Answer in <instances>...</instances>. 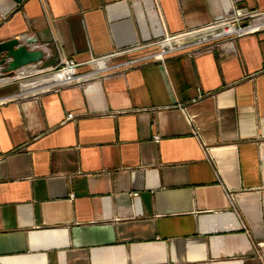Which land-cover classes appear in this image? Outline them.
<instances>
[{"label": "crops", "instance_id": "crops-1", "mask_svg": "<svg viewBox=\"0 0 264 264\" xmlns=\"http://www.w3.org/2000/svg\"><path fill=\"white\" fill-rule=\"evenodd\" d=\"M231 3L264 12L0 0V42L44 55L0 68V264H264V29L163 62L126 64L155 46L110 56L70 86L35 78L206 27Z\"/></svg>", "mask_w": 264, "mask_h": 264}, {"label": "built area", "instance_id": "built-area-1", "mask_svg": "<svg viewBox=\"0 0 264 264\" xmlns=\"http://www.w3.org/2000/svg\"><path fill=\"white\" fill-rule=\"evenodd\" d=\"M264 29V12L259 11H249L241 9L236 3H231L229 9L225 16L214 21L210 25L186 31L178 34H165L162 39L154 43L147 45L134 46L129 49L118 51L102 58H92L86 63H76L73 60L62 59L60 65L54 69H51L50 72L56 73L63 70H69V77L64 81L54 83L51 86L59 88L62 86H70L77 83L83 76L77 73V70L85 64H99L102 63L105 58L110 56H116L126 53H132L140 49H147L151 46L156 47V52L147 57H143L137 60H131L126 64H133L138 61L146 62L150 59L155 61L163 62L164 57L167 55L174 54L176 52L194 49L199 51L201 49H208L209 45H213L222 40L231 41L233 39H239L241 37L259 32ZM204 31H208V34H203ZM90 74V73H89ZM86 74L84 76L90 77L92 75ZM264 74V70L262 72ZM72 116L68 115L67 120H71ZM159 138L154 137V141L157 142ZM206 151V148H204ZM229 200H233V196L227 192Z\"/></svg>", "mask_w": 264, "mask_h": 264}, {"label": "water", "instance_id": "water-1", "mask_svg": "<svg viewBox=\"0 0 264 264\" xmlns=\"http://www.w3.org/2000/svg\"><path fill=\"white\" fill-rule=\"evenodd\" d=\"M15 1L19 3L22 0ZM43 58L41 51H29L18 39L0 42L1 76H11L20 68L42 62Z\"/></svg>", "mask_w": 264, "mask_h": 264}, {"label": "bare ground", "instance_id": "bare-ground-1", "mask_svg": "<svg viewBox=\"0 0 264 264\" xmlns=\"http://www.w3.org/2000/svg\"><path fill=\"white\" fill-rule=\"evenodd\" d=\"M209 32L208 31H204V35L205 34H208ZM69 70H63V71H61V72H56L55 74H57L56 76H57V78L58 79H56V83H58V82H62V81H64L67 77H69V72H68ZM52 74H54V73H52ZM6 77V76H5ZM8 77H10V76H8Z\"/></svg>", "mask_w": 264, "mask_h": 264}, {"label": "rangeland", "instance_id": "rangeland-1", "mask_svg": "<svg viewBox=\"0 0 264 264\" xmlns=\"http://www.w3.org/2000/svg\"><path fill=\"white\" fill-rule=\"evenodd\" d=\"M51 74V72H46V73H43V74H40L38 76H36L35 78H41V77H46V76H49Z\"/></svg>", "mask_w": 264, "mask_h": 264}]
</instances>
